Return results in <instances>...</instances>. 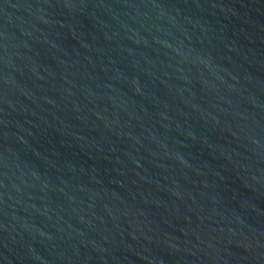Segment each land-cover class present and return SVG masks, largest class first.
<instances>
[{
    "label": "water",
    "instance_id": "1",
    "mask_svg": "<svg viewBox=\"0 0 264 264\" xmlns=\"http://www.w3.org/2000/svg\"><path fill=\"white\" fill-rule=\"evenodd\" d=\"M0 264H264V0H0Z\"/></svg>",
    "mask_w": 264,
    "mask_h": 264
}]
</instances>
